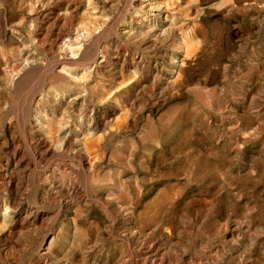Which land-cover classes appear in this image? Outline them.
I'll use <instances>...</instances> for the list:
<instances>
[{"label": "rangeland", "instance_id": "374dc122", "mask_svg": "<svg viewBox=\"0 0 264 264\" xmlns=\"http://www.w3.org/2000/svg\"><path fill=\"white\" fill-rule=\"evenodd\" d=\"M2 210L0 264H264V0H0Z\"/></svg>", "mask_w": 264, "mask_h": 264}, {"label": "bare ground", "instance_id": "6f19581e", "mask_svg": "<svg viewBox=\"0 0 264 264\" xmlns=\"http://www.w3.org/2000/svg\"><path fill=\"white\" fill-rule=\"evenodd\" d=\"M112 22V21H111ZM94 38V37H93ZM102 39V38H101ZM70 57V56H69ZM77 60V59H76ZM85 61V60H84ZM29 62V61H28ZM51 62V61H50ZM6 64V63H5ZM33 64V63H32ZM53 69V68H52ZM10 70V69H9ZM40 71V70H39ZM34 72V71H33ZM89 72V71H88ZM10 73V72H9ZM19 74V73H18ZM11 77V76H10ZM55 79H61L62 82L65 81V79L63 78V76L58 75L54 77ZM54 80V79H53ZM60 82V81H59ZM58 82V83H59ZM18 86V85H17ZM64 87V86H63ZM43 94V93H42ZM70 97V96H69ZM72 98V97H70ZM14 102V101H13ZM15 103V102H14ZM81 106V105H80ZM35 116V115H34ZM39 120V119H38ZM59 133V132H58ZM76 147L77 149H79L81 152L85 153L84 156L88 157V154L86 152V147H91L93 146L94 142H95V138L92 137V135L87 134L86 131H83L82 134L76 138ZM80 153V152H79ZM38 190V189H37ZM85 197V196H84ZM6 214V211L2 210L0 212V216H4ZM42 247V245L38 246V250H40ZM43 260V259H42ZM44 263V262H43Z\"/></svg>", "mask_w": 264, "mask_h": 264}]
</instances>
